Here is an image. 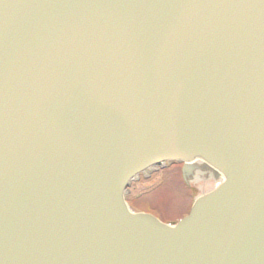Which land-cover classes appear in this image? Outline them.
I'll return each mask as SVG.
<instances>
[{"label":"water","instance_id":"1","mask_svg":"<svg viewBox=\"0 0 264 264\" xmlns=\"http://www.w3.org/2000/svg\"><path fill=\"white\" fill-rule=\"evenodd\" d=\"M196 160L187 217L130 210ZM0 264H264V0H0Z\"/></svg>","mask_w":264,"mask_h":264},{"label":"rangeland","instance_id":"2","mask_svg":"<svg viewBox=\"0 0 264 264\" xmlns=\"http://www.w3.org/2000/svg\"><path fill=\"white\" fill-rule=\"evenodd\" d=\"M172 166L174 168L155 167L130 183L126 198L133 211L150 213L163 223L174 225L189 213L195 199L219 184L212 174L199 171L186 185L180 165Z\"/></svg>","mask_w":264,"mask_h":264},{"label":"flooded vegetation","instance_id":"3","mask_svg":"<svg viewBox=\"0 0 264 264\" xmlns=\"http://www.w3.org/2000/svg\"><path fill=\"white\" fill-rule=\"evenodd\" d=\"M200 165V167H203V165L202 164H199Z\"/></svg>","mask_w":264,"mask_h":264},{"label":"bare ground","instance_id":"4","mask_svg":"<svg viewBox=\"0 0 264 264\" xmlns=\"http://www.w3.org/2000/svg\"><path fill=\"white\" fill-rule=\"evenodd\" d=\"M140 176V175H139Z\"/></svg>","mask_w":264,"mask_h":264}]
</instances>
